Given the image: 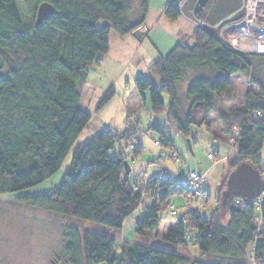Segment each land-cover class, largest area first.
Masks as SVG:
<instances>
[{"label": "trees", "instance_id": "obj_1", "mask_svg": "<svg viewBox=\"0 0 264 264\" xmlns=\"http://www.w3.org/2000/svg\"><path fill=\"white\" fill-rule=\"evenodd\" d=\"M133 1L0 0V72L3 74L0 79V196L34 188L61 169L90 121V116L81 109L86 95L87 68L108 53L110 32L126 36L144 26L150 0H138V17L131 21ZM42 4L51 5L53 14L36 25L37 10ZM162 14L169 22L182 17L176 0H169ZM239 14L229 22L239 20ZM222 17L219 15L213 22L217 24ZM200 21L203 25H197L191 33L190 44L175 46L165 58L151 65L160 87L141 78L135 80L139 101L133 108H144L147 98L151 114L159 115L166 110L189 144L191 128L207 126L208 115L214 113L222 133L237 145L232 161L226 163L230 167L228 176L242 163L255 167L260 174L261 188L249 200L247 208L234 206L235 201L248 200L241 197H233L223 206L220 193L217 198L219 206L225 209L226 224H222L220 207H214L205 218L207 211L202 214L203 209L198 206L204 203V207H209V193L203 186L201 196L194 199L201 203L190 207L183 195L188 191L180 186L177 167L173 176L167 174L162 178L159 174L149 180L143 191L131 190L123 167L126 156L122 153L121 141L106 130L75 149L69 169L57 188L42 195L23 196L17 202L113 230H120L127 220L137 216L134 224L140 234L159 227V213L167 210L171 199L168 190H172V197L177 195L183 200L185 213L163 236L166 244L183 246L189 239L193 246L220 264H245L249 249L254 259L261 260L264 239L257 238L256 226L264 222V168H260L264 147V82L254 78L253 70L256 60L264 62V55L239 52L225 43L219 37V30L226 22L211 28ZM99 22L106 25L98 28ZM244 72L249 75L250 86L244 106L229 112L215 110L217 100L224 99L223 94L230 100L231 77ZM189 73L208 76L193 79ZM182 82H187L185 96L190 101L184 114L178 111L176 98L177 86ZM113 93L110 90L102 102H108ZM163 94L168 96L167 105L162 100ZM115 143L120 151L111 154ZM158 144L176 153L170 139L162 137ZM134 149L137 147L129 151L135 159L139 155ZM179 161V171H183ZM145 193L154 196L150 207L143 205V201L151 198L145 197ZM63 238L64 264L185 261L175 254L141 244L126 243L120 249L113 237L90 231L80 233L72 227L65 228ZM188 264L217 263L193 260Z\"/></svg>", "mask_w": 264, "mask_h": 264}, {"label": "rangeland", "instance_id": "obj_2", "mask_svg": "<svg viewBox=\"0 0 264 264\" xmlns=\"http://www.w3.org/2000/svg\"><path fill=\"white\" fill-rule=\"evenodd\" d=\"M137 2L138 0L133 1L134 6L129 14L131 21L138 17ZM242 2L243 0H208L202 10V19L196 23L187 19H181L177 23L165 20L162 22L159 21L157 11H149L144 26L137 32L126 36H119L114 32L108 34V53L99 56V62L87 68L85 72L86 95L83 98L81 109L90 116V121L72 146L61 169L50 179L34 188L18 194L0 196V264H64L63 233L67 227L76 228L80 233L90 231L113 237L118 240L120 249L126 243L141 244L185 259L177 264H188L193 260L220 264L213 256L206 255L193 246L189 239L188 243L186 241L187 244L183 246L169 245L163 241V236L185 213L183 200L177 195L172 197V190H168L171 199L167 210L159 213V227L140 234H137L134 224L137 216L127 220L120 230H113L73 218H64L46 209L31 208L20 204L17 200L23 196L52 192L59 186L63 174L69 169L75 149L99 132L106 130L121 141L122 153L126 156L130 167L127 183L133 191H143L152 177L163 174L165 170L169 176L175 173L174 161L168 158L171 155L169 148L154 146V142H160L162 137L172 141V150L181 160L184 174L191 171L198 174L210 171L206 178L210 205L204 207L202 203L198 206L200 210L203 209L202 214L207 211L205 218H208L209 212L214 207H220L217 195L225 190V180L230 172V167L226 163L232 161L233 155L237 152L235 141L222 133L220 123L214 113H211L206 120L207 126L191 128V144L188 145L184 136L171 122L166 110L159 115L151 114L149 101L145 102L144 108L134 110L136 101H139L135 80L141 78L160 87L161 82L151 72V65L159 58H165L175 46L190 44L192 42L191 32L197 25H200V20L210 25L211 28L216 27L222 21L228 23L236 14H239ZM231 9L233 11L225 15ZM219 15L223 16V19L216 24L213 20ZM105 25L104 22H99L97 27L101 28ZM191 74L189 73L190 78L193 79L208 76L206 73ZM253 76L260 83L264 82V62L255 61ZM248 79L249 75L246 72L232 76L228 89L230 100L223 94L221 98L224 99L217 100L215 110L229 112L243 107L245 94L250 88ZM186 86L187 82H182L177 86L176 91L178 111L181 114H184L190 105V101L185 96ZM110 90L114 92L113 97L103 103L104 97ZM162 100L165 105L168 104L167 95L163 94ZM155 127L158 130L154 129ZM131 147H137L134 152H137L139 156L135 159L129 151ZM119 151L120 148L115 143L111 154ZM207 154L211 156L213 162L207 160ZM260 157V168L263 169L264 147ZM152 193H145L144 196L151 197ZM153 202L154 196L148 201H143V205L150 207ZM200 203L201 201L197 204ZM207 207L208 210H206ZM173 210L176 216L169 214ZM220 215L222 224L225 225L227 222L225 209L221 208ZM256 229L257 238L264 239V222L256 226ZM245 264H264V253L261 260H256L253 258V251L249 249Z\"/></svg>", "mask_w": 264, "mask_h": 264}, {"label": "built area", "instance_id": "obj_3", "mask_svg": "<svg viewBox=\"0 0 264 264\" xmlns=\"http://www.w3.org/2000/svg\"><path fill=\"white\" fill-rule=\"evenodd\" d=\"M182 0L178 7L180 8ZM240 18L237 21L225 23L219 30V37L233 49L251 54L264 55V0H243L240 8ZM200 25L203 22L199 21ZM158 142H154V146L158 147ZM164 156V155H163ZM211 159V156H207ZM171 160L174 161L177 167V175L180 178L179 183L182 188L187 190L184 198L190 207L197 206L194 200L201 196V189L207 182L204 175H199L194 172L179 171L180 161L176 153H171ZM167 171L161 174L162 178L167 176ZM193 198V199H192ZM249 200L235 201L234 206L238 209H245L248 207ZM171 216H175L174 211H170Z\"/></svg>", "mask_w": 264, "mask_h": 264}, {"label": "water", "instance_id": "obj_4", "mask_svg": "<svg viewBox=\"0 0 264 264\" xmlns=\"http://www.w3.org/2000/svg\"><path fill=\"white\" fill-rule=\"evenodd\" d=\"M208 0H186L182 3L179 11L183 18L196 23L202 14L203 8ZM53 14V7L48 4H42L38 7L36 15V25L48 20ZM3 74L0 72V79ZM187 144L189 145V141ZM125 173L128 175L129 166L125 161L123 163ZM261 177L257 170L246 163L239 165L229 176L226 182L225 190L221 193L222 205L225 206L229 199L241 197L253 199L261 188Z\"/></svg>", "mask_w": 264, "mask_h": 264}, {"label": "crops", "instance_id": "obj_5", "mask_svg": "<svg viewBox=\"0 0 264 264\" xmlns=\"http://www.w3.org/2000/svg\"><path fill=\"white\" fill-rule=\"evenodd\" d=\"M169 0H150L149 1V11H152V12H155V11H157L158 13H159V21H162L163 22V20H165V21H167L164 17H163V14H162V12H163V9H164V7H165V4L168 2ZM182 0H176V2L179 4L180 2H181ZM181 19H185V18H183V17H181L180 19H178L177 21H175V23H177V22H179V20H181ZM168 22V21H167ZM175 23H173V24H175ZM194 31V30H193ZM192 31V32H193ZM191 32V33H192ZM146 95V94H145ZM146 101H148L147 100V98H146ZM146 104V103H145ZM145 107V106H144ZM149 109H150V105H149ZM158 148V147H157ZM207 156H208V154H207ZM207 160H209V161H212L211 159H209L208 157H207ZM219 161V160H218ZM213 162V161H212ZM221 163H222V160L220 161ZM223 164V163H222ZM221 171H222V168H221ZM191 172H195V171H191ZM209 172L210 171H207V172H205V173H199V174H201V175H204L206 178H208V176H209ZM197 173V172H196ZM207 182H208V180H207ZM207 182L205 183V189L207 190Z\"/></svg>", "mask_w": 264, "mask_h": 264}, {"label": "clouds", "instance_id": "obj_6", "mask_svg": "<svg viewBox=\"0 0 264 264\" xmlns=\"http://www.w3.org/2000/svg\"><path fill=\"white\" fill-rule=\"evenodd\" d=\"M180 9V8H179ZM198 22V21H197Z\"/></svg>", "mask_w": 264, "mask_h": 264}, {"label": "snow or ice", "instance_id": "obj_7", "mask_svg": "<svg viewBox=\"0 0 264 264\" xmlns=\"http://www.w3.org/2000/svg\"><path fill=\"white\" fill-rule=\"evenodd\" d=\"M262 50H264V49H262Z\"/></svg>", "mask_w": 264, "mask_h": 264}]
</instances>
